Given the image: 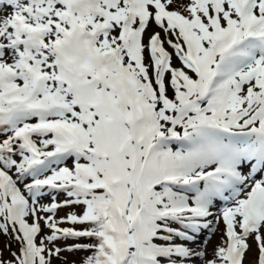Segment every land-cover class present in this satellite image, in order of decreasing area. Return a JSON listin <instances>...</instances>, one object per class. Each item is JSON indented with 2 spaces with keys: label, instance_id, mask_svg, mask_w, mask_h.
I'll use <instances>...</instances> for the list:
<instances>
[{
  "label": "snow or ice",
  "instance_id": "1",
  "mask_svg": "<svg viewBox=\"0 0 264 264\" xmlns=\"http://www.w3.org/2000/svg\"><path fill=\"white\" fill-rule=\"evenodd\" d=\"M0 236V264H264V0H0Z\"/></svg>",
  "mask_w": 264,
  "mask_h": 264
},
{
  "label": "rangeland",
  "instance_id": "2",
  "mask_svg": "<svg viewBox=\"0 0 264 264\" xmlns=\"http://www.w3.org/2000/svg\"><path fill=\"white\" fill-rule=\"evenodd\" d=\"M65 211H68V210H65ZM64 214L65 212L58 213L59 216H63ZM219 236H220V233L218 231L211 235H209L208 233H204L201 235L200 237L201 242L208 241L207 248H208L209 253H211L213 246H215L216 243L218 242ZM5 241H6V238L0 236V248H3ZM67 243L71 244L73 243V241H67ZM13 248H15V245H13ZM83 254L84 253H77L74 257H69V259H77L78 256L83 255ZM4 256L5 258H7V252L4 253Z\"/></svg>",
  "mask_w": 264,
  "mask_h": 264
},
{
  "label": "trees",
  "instance_id": "3",
  "mask_svg": "<svg viewBox=\"0 0 264 264\" xmlns=\"http://www.w3.org/2000/svg\"><path fill=\"white\" fill-rule=\"evenodd\" d=\"M82 242H86V241H83V240H82ZM81 256H83V255H81Z\"/></svg>",
  "mask_w": 264,
  "mask_h": 264
}]
</instances>
